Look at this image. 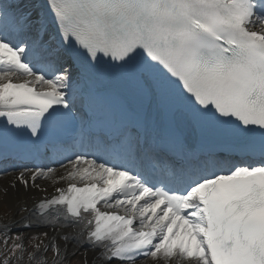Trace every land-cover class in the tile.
<instances>
[{
    "label": "snow or ice",
    "instance_id": "6c2138e0",
    "mask_svg": "<svg viewBox=\"0 0 264 264\" xmlns=\"http://www.w3.org/2000/svg\"><path fill=\"white\" fill-rule=\"evenodd\" d=\"M0 109L3 264H264V0H0Z\"/></svg>",
    "mask_w": 264,
    "mask_h": 264
},
{
    "label": "rangeland",
    "instance_id": "374dc122",
    "mask_svg": "<svg viewBox=\"0 0 264 264\" xmlns=\"http://www.w3.org/2000/svg\"><path fill=\"white\" fill-rule=\"evenodd\" d=\"M27 2V0H26ZM3 193L0 192V222H7L9 218H11V215H13L14 210L8 205L7 202L3 201ZM21 215L22 213L19 212ZM46 232V231H41ZM17 233L16 231L13 232V235ZM33 233H37L36 231H33L30 233V237L25 245V251L23 252L22 258H17L21 256V253L19 250L16 252V256L11 258L9 260V264H31V261L29 260V253L35 251L34 244L39 242V239H43V237H40L38 240H33L32 235ZM13 243L12 240L8 241V245L10 246ZM10 248L6 247L4 244L3 234L0 232V264H3L5 257L9 255ZM47 256L49 260L52 256V251H49L47 253ZM149 261L153 263V260L149 258ZM141 263V262H140ZM73 264H75V261H73Z\"/></svg>",
    "mask_w": 264,
    "mask_h": 264
},
{
    "label": "bare ground",
    "instance_id": "6f19581e",
    "mask_svg": "<svg viewBox=\"0 0 264 264\" xmlns=\"http://www.w3.org/2000/svg\"><path fill=\"white\" fill-rule=\"evenodd\" d=\"M7 169V168H5ZM3 173V172H1ZM16 175V173L13 171V170H8L7 171V174L5 175H0V188L2 187H5L9 184V182L14 178V176ZM18 188L20 187L19 185L17 186ZM48 188H52L51 185H48ZM22 190V189H21ZM49 191V190H48ZM42 193H39V192H31L29 193V198L27 199V205H28V208L31 209L32 208V205L34 203V198L35 197H39ZM3 201L7 202L8 205L14 210V209H17V198H16V195H14L12 193V190L9 189V196L8 197H3L2 199ZM25 213V212H24ZM24 213L22 215L19 214V212H15L13 215H11V219L12 220H15V221H20L22 216L24 215ZM29 213V212H28ZM30 214V213H29ZM35 219V213H31V220L34 221ZM5 222H1V225L4 224ZM19 227V224L15 225L14 227V230L18 229ZM37 228V227H35ZM38 230H43V231H50L49 229L47 228H37ZM91 255V253H90ZM138 264H153L152 262L149 261V258L148 259H145L144 261H141V263H138ZM173 264H175V261H173Z\"/></svg>",
    "mask_w": 264,
    "mask_h": 264
}]
</instances>
